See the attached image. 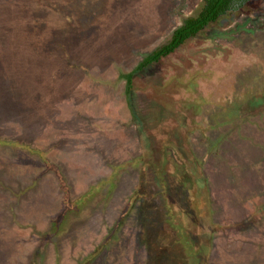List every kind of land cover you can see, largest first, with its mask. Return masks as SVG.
Masks as SVG:
<instances>
[{
    "label": "rangeland",
    "instance_id": "obj_1",
    "mask_svg": "<svg viewBox=\"0 0 264 264\" xmlns=\"http://www.w3.org/2000/svg\"><path fill=\"white\" fill-rule=\"evenodd\" d=\"M200 2L0 0V264H153L181 235L206 264H264V0L124 95Z\"/></svg>",
    "mask_w": 264,
    "mask_h": 264
},
{
    "label": "trees",
    "instance_id": "obj_2",
    "mask_svg": "<svg viewBox=\"0 0 264 264\" xmlns=\"http://www.w3.org/2000/svg\"><path fill=\"white\" fill-rule=\"evenodd\" d=\"M252 1L254 0H201L200 7L196 14L184 18L181 24L171 32L170 36L166 39L165 42H163L158 47L153 49L150 53L145 54L142 57L141 61L130 72L120 75V77L125 82L124 95L126 97V101L128 105L132 107L133 101L131 99V96H132V88H133V77L135 75L143 72L145 69L149 68L152 65L158 64L161 60L172 55L188 40L197 37L202 31L205 30L207 26L217 22L220 18L244 10V8L248 6V4L251 3ZM32 18L34 19L33 15ZM67 28L69 27H66V29ZM22 41H23L22 47L18 46V51L20 56L17 57L13 54L12 56L13 59L10 60L11 63L15 64L16 60L18 61L24 57V54L26 53V51H24V48L25 46L28 45V38L23 36ZM132 117H133L132 120L134 121L137 120L136 116H132ZM24 148L28 152L31 151V149H29L28 147H24ZM34 153L37 152L34 151ZM40 156L43 157L42 159L46 163L47 168H50L52 172H54V174L58 176V180L62 182L61 175L58 172L59 169H57L56 167L54 168L47 163L44 153H42ZM81 200L82 199H80L78 202L76 201L75 204L76 203L80 204L82 202ZM203 200L204 199L199 196L198 201H194L193 203L190 204L191 210L194 211V213L197 214L198 216L200 215L199 217H203L202 215H204L206 211L205 209L206 206ZM119 225H120L119 223L116 224V227L112 229V233H111L112 235L113 233H116L115 231L117 230ZM177 232L179 236L182 234V232L179 229L177 230ZM109 239L107 241H104L100 247L94 250V253L90 255L89 260L87 259V262L88 261L93 262L92 260L96 258L98 255L102 257L106 256L107 258H109L110 255V253H108L109 248L107 249V245L110 242ZM113 239H116V237H113ZM144 243L147 244L146 246H148V249L149 246H153L152 248L151 247L150 248L155 251L156 244L152 243L150 240H145ZM179 243L183 248V253H184L183 256L171 255L170 251L166 253H161L159 258L154 260L153 264H206L203 256L204 251H202L201 248L196 247L190 241L188 242V240H186L182 235ZM136 253H138V250Z\"/></svg>",
    "mask_w": 264,
    "mask_h": 264
}]
</instances>
